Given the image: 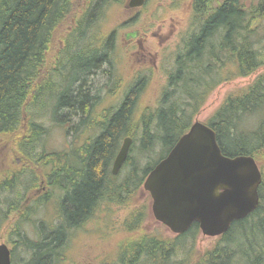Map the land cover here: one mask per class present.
Returning a JSON list of instances; mask_svg holds the SVG:
<instances>
[{"label":"trees","instance_id":"16d2710c","mask_svg":"<svg viewBox=\"0 0 264 264\" xmlns=\"http://www.w3.org/2000/svg\"><path fill=\"white\" fill-rule=\"evenodd\" d=\"M76 2L0 0V142L11 146L13 159L8 168L0 171V231L14 213L19 215L11 231L17 238L10 240L12 264H60L71 231L87 224L103 204L118 203L122 195L132 197L142 188L154 167L189 132L211 91L223 81L248 77L264 67L263 40L258 34L264 20V0L252 8L243 0H224L213 7H209L210 0H194L197 31L184 39L185 47L177 55L175 71L157 108L135 119L142 91L135 84L118 108L101 112L99 135L90 140V119L101 94L93 79L107 65L114 44L111 33L102 37L103 44L97 48L98 36L92 30L96 28V32L108 6L124 0H86V8L80 14L75 12ZM70 19L77 26L69 33L68 42L74 38L79 44L92 34L93 46L85 45V55H68L69 62L59 72V82L53 78L35 87L45 53L55 36L60 38L62 27ZM45 98L49 109L53 105L52 121L63 128L72 118H79L75 131L84 127L89 142L82 148L85 153L74 143L65 151H45L39 156L45 162L48 189L55 194L36 197L21 211L26 199L40 188L35 153L42 138L48 135L44 124L30 119L27 123L26 116ZM261 112L264 72L247 90L229 95L206 121L216 131L224 155L260 159L259 154H264V114L261 121L253 120L252 126L245 124ZM127 136L134 141L131 152L144 163L134 156L130 172L118 183L111 166ZM259 194L258 209L234 222L222 235L221 244L196 264H264V177ZM51 202L57 208V217L53 222L41 220L36 225V209ZM139 213L127 223L131 232L141 222ZM30 223L36 226V237H30L23 226ZM200 233L199 223H194L186 233L173 239L147 235L133 238L119 245L117 264H177L180 261L174 260L179 250ZM19 249L25 254L21 263ZM183 262L179 264L193 260Z\"/></svg>","mask_w":264,"mask_h":264},{"label":"rangeland","instance_id":"374dc122","mask_svg":"<svg viewBox=\"0 0 264 264\" xmlns=\"http://www.w3.org/2000/svg\"><path fill=\"white\" fill-rule=\"evenodd\" d=\"M223 1L210 0L209 7L216 6ZM243 1L249 8L258 6L260 2V0ZM129 2L130 0H124L123 3L108 6L106 14L99 22L97 33L95 32L96 28L92 30V34L98 36L95 45L97 48L103 44L102 37L104 35L114 34V44L109 50V61L98 73V76L93 79V81H97L101 94L98 104L93 108L92 118H100L101 120L102 111L118 108L127 92L135 84H138L142 89L135 108V119H138L147 111L155 110L166 88L167 75L172 70L175 71L177 55L185 47L184 39H187L190 33L197 31L199 23L194 21V0H146L143 6L135 8H131ZM85 3L86 0H77L75 8L77 14L82 13L86 8ZM76 26L74 19H70L62 27L60 38L57 35L55 36L53 43L50 44L45 53L46 58L43 66L40 67L39 75L36 77L35 87L53 78L55 82H59V72H62L61 70L68 64V55L72 52H78V55L81 52L85 55V45H89V48L93 46L92 34L87 36L85 43L78 44L74 38L68 42V35ZM134 32L137 33L136 39L127 38L129 34ZM258 34L262 38V46H264V20L259 25ZM67 42L70 44L68 45ZM89 48L87 51L90 52L91 49ZM263 72L264 67L248 77L235 78L220 83L208 95L199 114L195 116L194 122L205 123L220 108L229 95H236L247 90ZM47 99L45 98L35 108H30V115L29 117L26 116L27 123L30 119V121L44 124L48 128V135L42 138L35 153L36 159L39 160L36 162L35 168L40 188L33 191L26 199L21 206V211H25L28 205L34 203L36 197H43L49 193L51 195L55 194L53 190L48 189L45 162L41 161L39 156L45 151H65L74 143L80 145L83 139L87 137L84 134V127L79 128L77 133L75 131L79 118H72L71 121L65 124L64 129L59 128L52 121L53 105L49 109ZM263 114L264 112H261L257 116H253L254 118H248L245 125L252 126L254 121H261ZM243 127L241 130L244 129ZM99 128L98 122L94 121L90 140L92 136L95 137L99 133L94 134ZM3 142H0V171L8 168L9 162L13 160L10 158L11 146L9 147ZM133 142L132 138V144H134ZM137 144L135 143V145ZM129 155V159L125 161L124 166L115 176L118 177L116 179L118 183H121L130 172L129 164L135 162L134 156L142 164L144 163L135 152H131V148ZM259 157L260 159L256 161L264 177V154L261 152ZM130 160L132 161L130 162ZM56 194L60 197L61 192ZM54 197L57 199V196ZM152 204V196L144 189V184L132 197L122 195L118 203L110 204L107 202L103 204L96 210L95 215L87 224L71 231L67 244L63 249L60 264H104V262H109L106 264H117L119 245L126 244L127 241L133 238L137 239L144 235L175 238L177 235L155 218ZM139 212L142 213L141 222L137 229L131 232L127 223L132 221ZM56 214L57 208L51 202L46 206L39 205L33 219L34 222H37L36 225L41 220L48 219L53 222L54 218L57 217ZM18 218L19 215L14 213L0 231V244L6 243L10 249L13 247L10 240L15 241L17 239L15 235L11 234V231ZM23 226L30 237H36V226L34 224H24ZM221 237H210L201 232L197 237L190 239L185 244L186 247L179 250V256L174 261H180L177 262L179 264L185 259L192 258L193 263H191L196 264L207 252L212 251L217 245L221 244ZM17 252L19 263H21L25 254L22 253L21 249Z\"/></svg>","mask_w":264,"mask_h":264},{"label":"water","instance_id":"95a60500","mask_svg":"<svg viewBox=\"0 0 264 264\" xmlns=\"http://www.w3.org/2000/svg\"><path fill=\"white\" fill-rule=\"evenodd\" d=\"M145 2L130 0L129 6ZM136 36L132 33L128 38ZM131 144L132 138L125 139L114 162V175L127 160ZM262 182L254 157L224 155L216 131L196 121L150 172L144 189L152 196L153 215L174 234H184L199 223L204 235L219 237L258 209ZM0 264H12L11 249L5 243L0 244Z\"/></svg>","mask_w":264,"mask_h":264},{"label":"flooded vegetation","instance_id":"af4514ba","mask_svg":"<svg viewBox=\"0 0 264 264\" xmlns=\"http://www.w3.org/2000/svg\"><path fill=\"white\" fill-rule=\"evenodd\" d=\"M136 37H137V36H136ZM136 37H135V38L130 37V38H132V39H136ZM127 38H128V37H127ZM130 38H129V39H130ZM137 39H138V38H137ZM170 72H171V71H170ZM173 73H174V72H173V70H172V72H171L170 74L167 75V80H168V82H167V84H166V88H167L168 85L170 84V80H171V77H172ZM166 88H165V89H166ZM90 120H91V122H94V121H95V122H98V121H99V119H97V118H91ZM98 132H99V129H98ZM96 133H97V131H96L94 134H96ZM97 135H99V133H98ZM127 138H130V137L127 136ZM127 138L125 137V139H127ZM125 139H124V141H125ZM124 141H123V143H124ZM88 142H89V140L87 139V137H85V138L83 139V142L79 145V147H80L81 149H82V148H85V146H86V144H87ZM122 146H123V144H122ZM122 146H121V148H122ZM121 148H120V150H121ZM82 150H83L84 153H85V150H84V149H82ZM120 150H119V152H120ZM119 152H118V153H119ZM84 153H83V154H84ZM83 156L85 157L86 155L84 154ZM117 156H118V154H117ZM117 156H116V158H117ZM129 156H130V155H129ZM116 158H115V160H116ZM128 159H129V157L127 158V160H128ZM115 160H114V162H115ZM127 160H126V161H127ZM114 162L112 163V166H111V168H112V170H111V171H112V174H113ZM124 164H125V163H124ZM124 164H123V166H124ZM123 166H122V167H123ZM122 167H121V168H122ZM113 175H114V174H113ZM117 175H118V174H117ZM114 176H116V175H114Z\"/></svg>","mask_w":264,"mask_h":264},{"label":"bare ground","instance_id":"6f19581e","mask_svg":"<svg viewBox=\"0 0 264 264\" xmlns=\"http://www.w3.org/2000/svg\"><path fill=\"white\" fill-rule=\"evenodd\" d=\"M127 138V137H126Z\"/></svg>","mask_w":264,"mask_h":264}]
</instances>
